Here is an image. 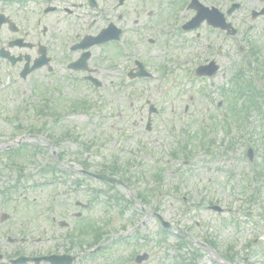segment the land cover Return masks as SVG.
<instances>
[{
    "label": "rangeland",
    "instance_id": "obj_1",
    "mask_svg": "<svg viewBox=\"0 0 264 264\" xmlns=\"http://www.w3.org/2000/svg\"><path fill=\"white\" fill-rule=\"evenodd\" d=\"M189 1L143 0L147 12L158 16L157 20L161 22L145 35L155 39V45L147 43L146 52L133 51L132 57L147 62L154 78L132 82L126 90L117 87L116 95L110 98L112 104L110 102L99 115L93 109L87 116L81 112L66 116L64 132L73 129L78 141L70 140L54 147L46 130L37 134V138H26L25 145L43 149L39 156L34 155L33 165L29 159L24 160L26 155L16 161L5 157L4 151L17 147L14 144L16 137H13L17 133V124H30L34 118L30 113L25 119L18 118V108L25 102L27 110L28 104L32 109L38 106L42 98L36 95L37 85L43 87L49 80L45 70L37 71L24 81L18 77L16 68L9 77L5 66H10V62L0 58V146L3 149L0 152V253L5 262L20 255L42 256L60 249L63 243L68 246V240L64 242L61 238L65 231L52 225L50 218L55 216L57 220L73 222V225L79 222L74 214L80 211L83 213L80 220H93L99 226L108 223L111 234L103 243L107 246L101 251L103 253H97L93 259L85 253L90 247L82 248L79 264H136V256L144 253L149 259L142 264H175L178 244H182L181 253L187 260L195 254L199 256L194 264H264V75L257 71L261 67L264 70V16H252L253 11L263 10L264 0H200L203 5L215 6L225 14L227 21L238 31L234 36L207 25L184 32L182 24L195 15L194 11L186 9ZM38 2L0 0V14L10 18L17 28H22L24 16L32 22L35 19L42 7ZM233 3H239L241 8L228 17L226 12ZM58 19L59 15L51 14L40 26L31 23L30 28L34 31L29 38L11 33L4 25L0 30V49L4 48L13 57H22L23 61L14 65L21 68L26 56L32 60L38 57L37 44H41L52 57L51 66H66L77 60L79 54L65 49L66 37ZM166 22L173 23L169 37L163 33L167 28L161 29ZM20 39L33 48L8 46ZM253 49L257 51L255 54ZM93 54H98L97 49ZM100 56L101 63L106 65L107 60L102 58L105 52ZM94 59L99 60L98 56ZM117 60L118 64L122 63L119 58ZM212 62L220 68L214 77L193 78L196 67ZM92 64L94 60L89 65ZM159 66H167L169 70L164 73L157 70ZM190 72L191 80L187 75ZM158 76L165 78L161 81ZM71 79L66 76L58 83L62 89L61 98L66 101L65 111L70 107L69 100L91 102L94 99L85 86L75 85ZM242 83L243 92L248 91V84L252 83L262 93V113H253L247 126L240 127L241 133L233 138L228 135L224 121L230 107L240 109L244 106L246 98L237 102L236 93ZM229 97L235 100L232 106ZM97 101L100 99L96 98ZM147 102L159 110L151 132L146 131ZM186 106L188 112H185ZM101 122L107 125L103 126ZM48 129L52 130L53 141L62 131L52 126ZM233 140H236L235 145L229 149ZM202 143L205 148L201 147ZM184 144L191 151L189 158L172 159L173 150H181ZM249 148L255 152L252 164L246 157ZM26 150L34 154L32 150ZM54 150L58 151L59 157L64 154L63 167L69 172L75 173L86 167L82 162H73L77 156L90 155L92 162L88 164L97 165V170L109 162H130L133 167L124 177L136 179L132 181L133 185L124 177L111 186L97 182L93 189L108 193L97 198L84 188L60 195L62 188L58 184L48 186L50 177L35 168L41 163L42 156H51ZM9 155L13 156V153ZM51 157L54 166H61ZM43 162L45 164V158ZM15 164L24 166L22 178L13 167ZM155 172L163 178L160 188L153 180ZM253 172L259 173L254 179L251 177ZM143 174L148 176L146 180L140 179ZM74 179L68 173V188L73 186L71 181ZM148 187L154 188L159 197L143 204L137 193ZM253 193L256 196L252 200ZM109 197L119 198V205L128 206L123 215L114 203L108 205ZM60 198L64 207L58 204L54 210L49 208L53 200L59 203ZM93 199L97 202L89 204ZM77 200L89 204L88 209L76 207L74 202ZM214 206L223 211L217 213ZM4 213L9 214L10 219L1 222ZM155 214L170 223L172 230L164 233ZM92 223L81 222L82 235L93 232L89 231ZM182 234L187 238L184 239ZM9 237L27 241L10 243ZM119 239L125 241L117 242ZM228 254H233L235 259L231 260Z\"/></svg>",
    "mask_w": 264,
    "mask_h": 264
},
{
    "label": "flooded vegetation",
    "instance_id": "obj_2",
    "mask_svg": "<svg viewBox=\"0 0 264 264\" xmlns=\"http://www.w3.org/2000/svg\"><path fill=\"white\" fill-rule=\"evenodd\" d=\"M19 3L23 2H36L40 5L46 6V8H53V11L50 14L59 15L58 21L63 27V34H65L66 40L65 44L68 51L75 52L73 49L77 48L81 44H91L95 42L99 45L94 46L90 49L92 54L90 62L94 60V65L87 66V70H77L70 69L69 65L75 61L69 62L66 66H45L41 70H45V77L47 78V83L44 87V96L42 98V110L45 113V117L42 119L44 122H35V126L38 129L46 130V135L52 144L56 147L67 142V133L64 132V118L66 117V111L64 110V100H62V89L58 85L61 78L69 76L71 81L75 82V85H83L87 88L88 91L92 94L93 102L95 103L96 114L99 115L100 111L106 109L110 102L111 97L116 95V88L120 87L123 90L128 89L131 80V74L135 68L132 66V60L130 56H124L127 53L131 54L133 51L135 53L142 54L146 52L147 43L149 45H155L156 40L153 38H146L147 32L152 30V27L155 24L160 23V20H157V16H154L151 13L147 12V8L143 0H13ZM173 17L171 16V19ZM10 19V18H9ZM41 21L38 20V25ZM153 25H152V24ZM4 26V25H3ZM2 26V28H3ZM203 26V25H202ZM5 27L10 30L9 26ZM0 28V30L2 29ZM34 31V30H33ZM30 31H23L22 28H19L15 35H21L23 38H29L32 33ZM43 31V30H42ZM89 37L92 38L88 39ZM88 40V41H87ZM108 40V41H105ZM134 41V43H133ZM33 48V47H32ZM98 51V54H93V51ZM105 52V58L107 64L104 65L101 63L100 54ZM83 52L79 51V57ZM98 56L99 60H95L94 56ZM117 55L121 64H118ZM31 59V58H30ZM138 61V60H136ZM135 61V62H136ZM134 62V64H135ZM147 66L146 63H144ZM135 66V65H134ZM26 66H14L17 68L18 75L21 76V73ZM37 72V71H36ZM36 72H33L29 77L33 76ZM61 73V74H59ZM57 83V84H54ZM117 83L119 86H117ZM70 89V87H68ZM96 98L100 101L96 102ZM85 106H87L88 101H85ZM31 108V106H30ZM79 109V108H74ZM104 112V111H102ZM148 116V120H149ZM100 119V117H99ZM53 121L48 123V121ZM103 126L107 124L101 122ZM49 126L62 130L58 135L59 138L53 141V133L51 129H48ZM29 129H32L31 124H27ZM30 137L37 138V135L31 134ZM64 155L61 154L56 160L61 163V166H54L52 164L47 165L49 174L51 177L56 178L54 183L58 184L61 189L59 194L61 195L64 191L67 193H72V190H68L67 186V177L68 172L66 168L63 167ZM92 156L87 155L84 158L82 156H77L73 162L80 163L85 165V168L78 170L77 172H69L76 176L80 177L79 180H76L74 186L71 189H74V192H78L82 187H85L84 190L91 191L95 183L100 182L105 184L97 178L93 177L89 173L93 174H107L112 176L109 172H102L96 169L97 165L88 164L91 163ZM52 174V175H51ZM58 176L60 178H58ZM75 177V178H76ZM92 181L91 184L87 182ZM52 181L50 180V184ZM87 184V185H86ZM107 184V183H106ZM80 185V187H79ZM63 201L59 203L54 202L56 205H61L64 207ZM63 224V222H61ZM70 222L67 227H65L64 237L68 240V246H61L62 249L59 251H51L45 256H70L73 257V264H79V259L83 255V251L79 249L78 238L80 237V224L78 222ZM72 225V226H71ZM74 231V232H73ZM95 238V236H93ZM71 239H76L74 241ZM91 254V253H89ZM92 259L94 257H91ZM71 258H67L66 261ZM49 264V263H46Z\"/></svg>",
    "mask_w": 264,
    "mask_h": 264
},
{
    "label": "water",
    "instance_id": "obj_3",
    "mask_svg": "<svg viewBox=\"0 0 264 264\" xmlns=\"http://www.w3.org/2000/svg\"><path fill=\"white\" fill-rule=\"evenodd\" d=\"M196 9H198L199 11V14H198V17L194 20L193 22V26L191 27H196L198 26L203 20L205 19H208L209 23L210 24H214V25H217L216 24V20H215V13L214 12H210L204 8H202L201 6H198ZM196 24V25H195ZM85 58L86 56L83 58V60L81 62H83V64L85 63ZM44 60V59H43ZM43 65V62L39 63V64H36V66H42ZM201 74V73H200ZM168 226V225H167ZM147 256H144V257H140L139 258V262H141L142 260L146 259Z\"/></svg>",
    "mask_w": 264,
    "mask_h": 264
}]
</instances>
